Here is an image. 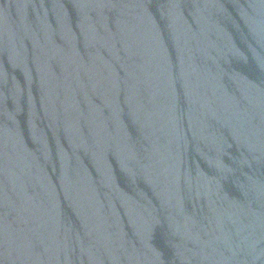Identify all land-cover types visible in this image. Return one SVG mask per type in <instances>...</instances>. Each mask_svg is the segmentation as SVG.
<instances>
[{"label": "water", "instance_id": "95a60500", "mask_svg": "<svg viewBox=\"0 0 264 264\" xmlns=\"http://www.w3.org/2000/svg\"><path fill=\"white\" fill-rule=\"evenodd\" d=\"M0 264H264V0H0Z\"/></svg>", "mask_w": 264, "mask_h": 264}]
</instances>
